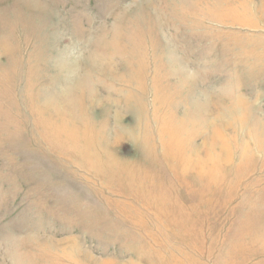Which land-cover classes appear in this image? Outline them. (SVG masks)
<instances>
[{
    "label": "rangeland",
    "instance_id": "rangeland-1",
    "mask_svg": "<svg viewBox=\"0 0 264 264\" xmlns=\"http://www.w3.org/2000/svg\"><path fill=\"white\" fill-rule=\"evenodd\" d=\"M0 264H264V0H0Z\"/></svg>",
    "mask_w": 264,
    "mask_h": 264
}]
</instances>
